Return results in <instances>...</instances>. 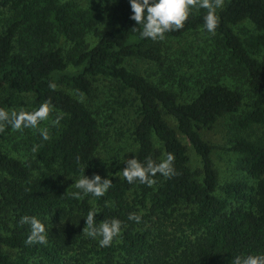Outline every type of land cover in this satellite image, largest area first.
<instances>
[{
	"label": "trees",
	"instance_id": "trees-1",
	"mask_svg": "<svg viewBox=\"0 0 264 264\" xmlns=\"http://www.w3.org/2000/svg\"><path fill=\"white\" fill-rule=\"evenodd\" d=\"M205 12L193 9L183 28L152 41L131 29L135 23L127 0H0V107L31 110L45 100L54 106L40 125L48 128V141L25 129L13 131L20 137V157L0 147V264L36 259L65 264L63 254L72 244L84 257L98 255L75 264H232L238 254L264 253V130L255 140L241 134L264 122V62L258 59L264 53V0H223L217 10L216 53L223 55L227 76L244 78L249 90L247 109L239 114L242 94L217 81L203 85L186 103L169 89L182 82L175 68L164 64L165 45L204 31ZM243 22L253 32L236 33ZM130 61L153 65L157 80L129 70ZM104 80L132 116L131 158L158 162L171 152L175 175L157 174L151 187L111 175L112 187L103 197L78 200L71 196L77 191L71 183L82 168L89 178L94 173L105 177L97 157L104 139L100 112L90 100ZM60 114L63 118L53 125ZM224 116L238 133L228 140L227 151L239 172L228 179H221L212 160L214 147L199 134ZM179 136L191 146L197 168L190 167ZM33 145H39L36 153ZM93 207L99 210L95 220L118 218L123 231L110 247L93 246L84 253L83 217ZM180 209L187 227L199 235L187 242H154L147 222L177 216ZM130 212L142 214L141 223L129 221ZM22 216H36L49 229L45 245L25 244L29 226L20 224Z\"/></svg>",
	"mask_w": 264,
	"mask_h": 264
},
{
	"label": "rangeland",
	"instance_id": "rangeland-1",
	"mask_svg": "<svg viewBox=\"0 0 264 264\" xmlns=\"http://www.w3.org/2000/svg\"><path fill=\"white\" fill-rule=\"evenodd\" d=\"M102 1L103 3L108 2V4H110L117 0ZM234 30L238 34H247L248 32H253V26L248 22H243L234 28ZM165 46L164 64L165 66L171 65L175 68L178 77L181 79L179 80L182 82V87L172 85L169 88L177 95L179 103L190 101L197 96L203 85L217 81L221 85L242 94L243 101L237 114L247 109L249 103L247 82L241 77L227 76L223 69L225 60L221 51L216 53L213 34L202 30H195L187 33L181 39L169 40ZM258 59L264 62V53H262ZM126 67L148 78L152 76V80H157L155 77L157 69L149 63L130 61ZM68 70L72 71L73 69L68 67ZM90 100L92 106L100 112L98 121L103 130L104 139L97 155L101 173L103 176L121 175L120 170L125 167L124 161L127 160V158L131 159V155L133 154L131 152L135 150L130 135L132 116L117 104V101L120 102L121 100L118 98L117 90L106 80L99 81L95 85L91 92ZM230 122L229 117L224 116L218 119L211 128L199 130L202 139L214 147L212 151V160L219 168V171H222H220L222 173L221 179H228V177L235 174V172H239L235 166V156L227 151L229 148L228 140L233 139V137L238 134L230 125ZM263 130L264 122L241 134L247 136L250 140H255L260 136ZM18 136L19 134L13 133L12 130H10V132L6 131L5 133H0V147L8 154L15 157H20L23 154V151H21L20 137ZM179 139L187 148L190 167L192 169L197 168L198 159L191 146L183 137L179 136ZM180 210L181 211L176 212L177 216L174 214L166 218L153 217L147 222L146 226L152 227L153 229L151 239H153L154 242L161 244L170 240L174 241V239L187 242L199 235V232L195 234L194 229L187 227L186 218L182 215L184 211L182 212V209ZM82 235L86 237L83 240L85 242L88 240V243L85 245L86 249L80 250V252L87 253L88 249L93 246H96L97 250L101 249L97 243L94 244V242H96L95 240L92 242L87 235ZM75 245L76 244L70 245L69 249L66 251L67 254L65 256L63 254L62 258L65 264H75L76 260L82 262L88 260V257L91 256H93V259H97V254L88 255V257L82 256L81 253L79 254ZM172 245L173 244H169L168 246L171 247ZM33 264H41V262L39 259H36L33 261Z\"/></svg>",
	"mask_w": 264,
	"mask_h": 264
},
{
	"label": "clouds",
	"instance_id": "clouds-1",
	"mask_svg": "<svg viewBox=\"0 0 264 264\" xmlns=\"http://www.w3.org/2000/svg\"><path fill=\"white\" fill-rule=\"evenodd\" d=\"M127 2L131 13L129 19L135 23L131 29L133 32L139 29L141 38L152 41L163 40L166 33L183 28L193 9L206 10L202 28L204 31L214 34L219 24L217 10L223 5V0H127ZM48 87L55 90L57 86L55 83L49 82ZM53 111L54 106L49 100L39 103L37 107L31 110L0 107V133H5L9 129L15 132L33 129L39 133L42 141H48L50 139L49 130L40 125L49 120L50 113ZM62 118L63 114L57 115L51 123L58 125ZM38 148L39 145H33L31 151L36 153ZM174 159L175 157L171 152L164 153L158 162L150 157L140 161L134 155L133 158H127L124 161L125 167L120 170V173L128 184L138 182L151 187L156 183L157 174L163 178H170L175 175ZM84 169L85 167L82 168V174L79 178L71 183L72 187L77 190L72 192L71 196L78 200L84 199L86 196L103 197L112 187V180L107 175L102 178L95 173L89 178L84 175ZM97 213H99L97 208L89 209L86 217H83L82 232L95 240L99 247H110L122 234V222L115 217L97 221L94 219V214ZM127 219L139 224L142 220V214L130 212ZM19 222L29 226V233L24 241L26 245H45L47 243V231L49 229L39 218L22 216ZM232 264H264V253L238 254L233 257Z\"/></svg>",
	"mask_w": 264,
	"mask_h": 264
}]
</instances>
